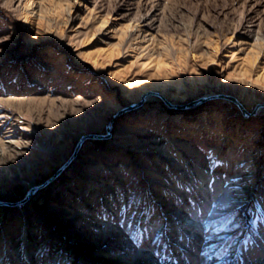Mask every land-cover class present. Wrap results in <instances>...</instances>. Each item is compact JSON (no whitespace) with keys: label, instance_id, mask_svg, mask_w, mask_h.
I'll use <instances>...</instances> for the list:
<instances>
[{"label":"rangeland","instance_id":"374dc122","mask_svg":"<svg viewBox=\"0 0 264 264\" xmlns=\"http://www.w3.org/2000/svg\"><path fill=\"white\" fill-rule=\"evenodd\" d=\"M111 123L0 264H264V0H0V200Z\"/></svg>","mask_w":264,"mask_h":264},{"label":"water","instance_id":"95a60500","mask_svg":"<svg viewBox=\"0 0 264 264\" xmlns=\"http://www.w3.org/2000/svg\"><path fill=\"white\" fill-rule=\"evenodd\" d=\"M152 94H156V93L153 92ZM218 97H222V98H226V99L232 100V101H234L236 104H238L242 108V105L239 103V101L235 97L230 96V95H208V96L202 98V100H206L208 98H218ZM146 100H147V95L143 97L141 102L134 104L132 107L139 106ZM242 109L244 110V112H246V110L244 108H242ZM112 127H113L112 123L107 126V134H87V135L81 136V138L77 142V145H76V148H75V151H74L73 155L70 157V159H68L65 162L64 165H62L59 168L58 172L53 177H51L45 183H41V184H39L37 186H34V187L30 188L27 191L25 197L23 199L17 201V202H7V201L0 200V206H19V205H22V204H25L26 202H28L30 200V198L39 189H41L42 187L46 186L50 181H52L53 179H55V178H57L59 176V174L73 161V159L77 155L78 151L80 150V148L83 146V144L87 140H98V139H104V138L110 137L111 136Z\"/></svg>","mask_w":264,"mask_h":264},{"label":"bare ground","instance_id":"6f19581e","mask_svg":"<svg viewBox=\"0 0 264 264\" xmlns=\"http://www.w3.org/2000/svg\"><path fill=\"white\" fill-rule=\"evenodd\" d=\"M36 184H34V186H35ZM34 186H31V187H34ZM30 187V188H31ZM9 194H10V192H0V199H3V198H8L9 197ZM22 208V210H25V207L24 206H21Z\"/></svg>","mask_w":264,"mask_h":264}]
</instances>
